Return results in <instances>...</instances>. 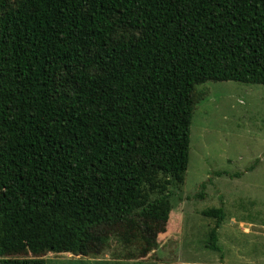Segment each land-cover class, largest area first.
<instances>
[{"label":"trees","instance_id":"16d2710c","mask_svg":"<svg viewBox=\"0 0 264 264\" xmlns=\"http://www.w3.org/2000/svg\"><path fill=\"white\" fill-rule=\"evenodd\" d=\"M208 81L264 85V0H0V264L146 258Z\"/></svg>","mask_w":264,"mask_h":264},{"label":"rangeland","instance_id":"374dc122","mask_svg":"<svg viewBox=\"0 0 264 264\" xmlns=\"http://www.w3.org/2000/svg\"><path fill=\"white\" fill-rule=\"evenodd\" d=\"M199 88L206 96L193 114L184 184L170 189L172 210L157 248L136 262L138 247L111 238L101 256L130 254L133 264H264V85L208 81ZM202 184L203 199L196 197ZM221 204L219 254L204 247L214 220L202 212ZM94 258L80 263L55 255L47 264H93Z\"/></svg>","mask_w":264,"mask_h":264},{"label":"crops","instance_id":"0c3cea01","mask_svg":"<svg viewBox=\"0 0 264 264\" xmlns=\"http://www.w3.org/2000/svg\"><path fill=\"white\" fill-rule=\"evenodd\" d=\"M252 228L254 229V231H256L255 229L258 228V225L252 223ZM50 258H48V261L52 260L51 257L53 256H49ZM67 260H72V261H80V263H84V261H82V258L85 257H77V256H70L67 255ZM102 259V260H101ZM146 259V258H144ZM143 258H138L136 259V262L139 261H143ZM133 259H129V258H125V257H120V256H114L113 258H108L106 255L104 256H98L97 258H94L92 261L88 262V263H93V264H100V263H104V264H133L134 262H132Z\"/></svg>","mask_w":264,"mask_h":264}]
</instances>
